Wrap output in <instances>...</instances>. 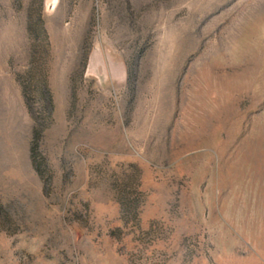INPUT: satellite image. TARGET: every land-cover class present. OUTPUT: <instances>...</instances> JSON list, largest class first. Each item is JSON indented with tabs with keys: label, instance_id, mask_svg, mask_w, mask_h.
Returning a JSON list of instances; mask_svg holds the SVG:
<instances>
[{
	"label": "rangeland",
	"instance_id": "1",
	"mask_svg": "<svg viewBox=\"0 0 264 264\" xmlns=\"http://www.w3.org/2000/svg\"><path fill=\"white\" fill-rule=\"evenodd\" d=\"M0 264H264V0H0Z\"/></svg>",
	"mask_w": 264,
	"mask_h": 264
}]
</instances>
